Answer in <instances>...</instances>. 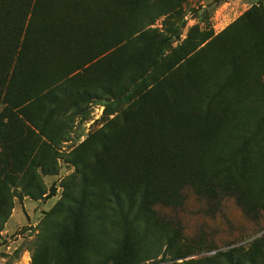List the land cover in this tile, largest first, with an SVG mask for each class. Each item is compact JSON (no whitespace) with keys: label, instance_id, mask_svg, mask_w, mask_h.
Here are the masks:
<instances>
[{"label":"rangeland","instance_id":"rangeland-1","mask_svg":"<svg viewBox=\"0 0 264 264\" xmlns=\"http://www.w3.org/2000/svg\"><path fill=\"white\" fill-rule=\"evenodd\" d=\"M60 84L94 95L60 105L63 117L40 116L53 142L39 143L55 153V172L41 178L50 196L13 199L0 264H111L91 253L62 260L43 239L86 140L104 213L114 214L112 193L131 194L135 212L145 204L130 264H194L264 238V0H0V113L8 88L16 103ZM30 140L11 148V169ZM143 144L158 153L150 162L169 166L168 193L118 159Z\"/></svg>","mask_w":264,"mask_h":264},{"label":"trees","instance_id":"trees-1","mask_svg":"<svg viewBox=\"0 0 264 264\" xmlns=\"http://www.w3.org/2000/svg\"><path fill=\"white\" fill-rule=\"evenodd\" d=\"M37 43L33 45L36 46ZM20 46L25 49L24 43ZM15 65L13 71H15ZM88 67L84 68L85 71ZM62 85H55L40 92L35 91L16 103L10 98L11 88H8L3 98L2 103H5L7 107L0 113V128L4 126V120L12 112L15 116L11 117L9 122L13 120L12 124L16 127L8 125L0 134L2 147L0 151V231L11 216L14 198L21 200L23 196H26L32 200H40L43 196H50L46 193L41 178L55 172L53 161L55 153L51 143H39L42 139L53 142L46 132L48 119L40 116L46 113L48 118L63 117L64 113L59 111L60 105L66 108V112L73 107V104L82 102L83 99L91 100V95H94L89 91L72 92L61 87ZM31 106H35L34 110L38 112V116L34 114L30 116L26 112ZM67 117L69 121V116ZM31 137L32 141L35 140V144H31ZM24 139L30 140L27 145L31 149L27 148L23 163L17 170H13L11 169L13 158L11 148L21 147L20 143ZM153 145L149 147L148 144H143L139 147V152H120L121 156L118 159H123L128 168L133 167L136 177L144 180L146 188L155 182L162 192L168 193L169 185L172 183V177L168 173L169 166L150 162L152 157L158 155L154 152ZM80 148L82 154L71 160L81 169L79 179L71 188L64 186L62 201L46 215L44 222L41 223L44 227L43 239L61 250V259H66L68 262H77L83 254L91 253L94 256L103 257L111 264H130L127 261L128 253L132 252L133 245L140 246V239L133 225L141 221V208L145 204L141 202L139 207L137 205L135 212V200L131 194L127 193V198L124 200L112 193L114 214L106 215L99 204L95 203L94 179L90 177L88 168L91 156L93 155L95 160L98 158L94 152L96 144L86 140ZM137 156L142 158L140 164L134 161ZM18 189H20L19 192H17ZM226 189L231 191L230 187ZM128 216H132V219L129 220ZM58 218L62 219L59 221ZM248 248L246 251L243 248L231 249L214 257H203L194 264H263L264 238L252 242Z\"/></svg>","mask_w":264,"mask_h":264}]
</instances>
